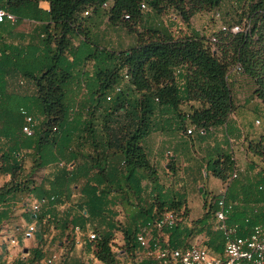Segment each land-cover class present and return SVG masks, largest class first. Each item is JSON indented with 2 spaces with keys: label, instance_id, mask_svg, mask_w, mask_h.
I'll use <instances>...</instances> for the list:
<instances>
[{
  "label": "trees",
  "instance_id": "1",
  "mask_svg": "<svg viewBox=\"0 0 264 264\" xmlns=\"http://www.w3.org/2000/svg\"><path fill=\"white\" fill-rule=\"evenodd\" d=\"M39 1L0 0V5L15 15L45 23L41 30L28 37L22 32L15 33L16 43L0 42V137L6 134L13 138V143L0 152V168L5 172L15 171L20 167V149L29 151L33 146L37 147L44 163L63 160L60 155L75 142L83 159L79 162V177H84L81 189L86 197L79 203V212L71 217L72 227L78 225L83 231V250L93 253L104 264H119L118 253L110 243L111 230L117 228L115 224L118 223L107 221L108 231L99 236L86 218L100 215L104 219L102 213L109 203V191L125 193L126 197L129 192L139 196L143 191L142 181L145 178L154 180L156 169L149 160L143 139L154 130L175 126L178 122L183 133L191 134L194 130L201 136L214 127L224 126L229 150L215 147L216 157H213L214 152L210 153L206 167L215 177L227 181L225 196L232 203L227 222L236 223L239 234L256 223L264 224V184L238 181L236 188L230 191L229 186L236 177L230 179L228 176L236 167L230 142L235 129L228 125V117L233 106L232 66L237 61L242 65V73L254 82L253 92L264 107V0H246L249 29L235 34H224L220 30L223 36L218 37L214 48L206 43L208 37L198 31L175 36L158 16L173 8L184 22H188L194 13L219 7L222 0H111L108 7L103 6L106 0H47L50 4L47 11L38 6ZM144 1L149 7L146 11L140 6ZM85 10L88 13H84ZM98 11H104L111 24L129 22L134 28L139 26L140 30L135 29V43L116 51L92 39L89 31L80 26L84 18ZM125 14L128 17H124ZM7 28L8 24L1 21L0 31ZM79 36L80 41L74 43ZM87 59L92 61L88 74L83 70L79 73V67L78 71L74 70L79 61ZM177 68L179 71L175 72ZM124 69L129 75L128 81L119 92H112L113 85L122 80ZM11 71L33 80L36 93L9 91L6 76ZM109 92L112 96L107 99ZM190 101H199L200 105H191L189 112L182 111L181 104ZM21 107L37 119L31 135L21 130ZM186 120L193 127L192 132L186 131ZM37 124L41 125L39 134L33 138ZM60 140L58 155L56 147ZM85 146L91 151H82ZM248 149L264 157V122L260 140L250 141ZM70 156L75 166L77 151ZM69 165L63 160L65 168L57 169L50 181V191L45 195L53 194L54 202L67 192L73 179L71 174L74 173L67 170ZM261 181L264 182V177ZM156 194L158 206L154 209L156 204L151 203L143 210L136 209L132 216L140 223L133 229L126 226L122 230L124 243L120 256L134 257L138 246L136 232L167 209L175 210L181 219L166 229L162 244L185 245L184 239L192 230L185 209L176 208L178 203L166 193L158 190ZM9 195L10 189L1 185L0 226L8 217L4 204ZM218 196L219 193L209 205L214 216ZM81 203L85 207H81ZM44 214L40 210L32 219L40 223L44 221ZM206 216L205 213L198 219L202 225L206 224ZM64 225L67 226V221ZM87 229H92L96 237L87 238ZM219 232L223 240L218 238ZM205 236V244L213 252L219 249L222 253L224 233L217 228L210 235L205 231ZM216 240L219 243L216 244ZM71 241L75 243L74 239ZM41 254L42 251H38L29 264L41 259Z\"/></svg>",
  "mask_w": 264,
  "mask_h": 264
},
{
  "label": "rangeland",
  "instance_id": "2",
  "mask_svg": "<svg viewBox=\"0 0 264 264\" xmlns=\"http://www.w3.org/2000/svg\"><path fill=\"white\" fill-rule=\"evenodd\" d=\"M247 9L246 0H222L219 7L204 9L194 13L188 22H184L179 13L173 8L168 9L158 16V18L166 22L172 33L177 37L191 34L192 31H198L207 37L212 34L221 37L223 36V33L219 30L221 22L228 23L246 16L248 14ZM143 10L146 11L145 9ZM216 10L220 12L219 17L215 15ZM105 23L101 21L97 24L99 25L101 34H110V42L113 49L120 51L135 43L137 37L136 31L140 30L139 26L134 28L129 22H122L116 24V26L112 25L109 29L106 28L108 30L107 33L104 32ZM2 34L1 41L11 40L7 32ZM206 43L211 47L215 46L208 40ZM232 75L240 77V80H238V83L232 89L233 106L228 117V125L234 126L235 129L231 133L230 142L234 162L239 168V172L236 179L229 186L230 191L236 188L238 181L242 184H249L250 182L264 184L261 181V178L264 177V157L256 155L248 149L250 141L255 143L261 138L264 107L260 99L253 92L254 82L245 76L244 73L233 71ZM20 80L21 77L13 78L9 83V89L15 91L31 90L32 84L28 79H25L23 83H20ZM191 105L199 106L200 102H184L180 107L182 111L189 112L191 111ZM256 118H260L262 123H255ZM184 124L188 127L191 126L188 120ZM178 125L159 128L143 139V146L147 150L149 160L156 169V176L154 180L153 178L152 180L145 178L142 181L143 191L141 194L136 196L129 192L126 197L125 193H117L111 190L107 195L109 203L102 213L104 219L100 215L88 216L86 218L91 222V227L99 236L108 231L107 221L118 223L115 224L117 228L111 230L112 237L110 240L111 248L118 254L123 249L124 239L122 230L126 226L133 229L140 223V220L134 219L132 213L136 209H145L151 203L156 204L154 206L155 209L159 204V201L156 199L158 190L174 199L179 205L176 208H184L186 220L188 223H192L191 233L184 239L185 245L196 242L203 244L207 239L205 231H207L208 235L213 231H217V221L209 205L213 203L215 195L223 191L227 181L215 177L212 171L206 167V162L210 153L214 152L213 157H216V151H213L215 147L229 150V147H226L227 141L224 126L214 127L206 135L201 136L194 130L191 134L183 133L182 127ZM40 127V124L36 125V132L33 138L38 136ZM17 134L23 137V134L19 131H17ZM12 143L13 138L2 134L0 137V152ZM56 148L57 154L60 155L58 144ZM74 151H77L75 166L79 165V147L76 144H70V146L66 147L64 153L60 155V159H63L65 162H72L70 153ZM20 152L22 156L19 160V168L12 172H5V169L0 168V186L5 184V187L10 189V195L4 204L8 210V217L2 221L0 226V264L30 263L29 261L28 263L23 261L22 254L28 251L22 250V243H20L21 246L16 250L17 252L14 253L11 244L3 239L13 233L18 238L23 236L22 230L15 228L17 225L22 227L24 223L23 217L26 212L29 213L31 199L48 193L53 174L57 169L65 168L58 164V159L44 163L38 154L37 147H31L30 151L20 149ZM67 170L74 173L73 175L71 174L73 179L69 183L70 191L68 195L65 194V196H60L61 198L58 197V214L53 219V222L67 221V227H72L71 217L74 215V212H79V193L80 190L82 191L81 187L84 184V177H79V170L75 171L74 168L72 170L71 167L67 168ZM84 197L86 196L83 195ZM60 200L61 202L65 200L63 206H60ZM81 207H85V205ZM205 213L207 214L206 224L202 225L198 219ZM26 219L31 220L32 217L26 215ZM39 228H42V225L37 223V229ZM44 231L50 233L49 228H46ZM218 238L223 240L220 232L218 233ZM40 242H42L43 246H46L45 250L42 251L43 255L41 254L43 259L42 261L41 259L34 260L31 264H44L43 260L49 253L50 248L61 251V257L55 264H82L89 255L88 251L83 249L71 254L72 246L66 245L67 249H62L56 244L52 245L49 243L48 237H42ZM28 243H31V241H28ZM215 243H219L218 240ZM10 251H12L11 257L7 259V256H10ZM2 255H5V258H2ZM119 258L121 259L122 256Z\"/></svg>",
  "mask_w": 264,
  "mask_h": 264
},
{
  "label": "built area",
  "instance_id": "3",
  "mask_svg": "<svg viewBox=\"0 0 264 264\" xmlns=\"http://www.w3.org/2000/svg\"><path fill=\"white\" fill-rule=\"evenodd\" d=\"M111 0L103 2L104 7H108ZM140 6L144 9H149L147 3L141 2ZM84 13H88L85 10ZM217 17L220 16L219 10L215 11ZM124 17H128L125 14ZM9 21L14 23L17 20V16L9 11L6 7L0 5V22ZM250 27V19L246 16L241 20H233L231 22H221L220 29L224 34H235L237 32H246ZM209 42L214 44L218 37L214 34L208 36ZM214 48V46H212ZM177 68L175 72H178ZM232 71L242 73L243 68L239 61L232 66ZM129 75L126 69L123 70V77L120 82L113 85L112 92H119L125 81H128ZM24 80L21 79L20 83ZM112 93L109 92L106 95L107 99H110ZM157 99V98H156ZM23 114V123L21 130L26 135H31L34 132V126L37 123L35 116L28 112L24 107H21ZM255 123L260 124L261 119L256 118ZM192 126H189L186 131L192 132ZM56 129V126H53ZM201 132L204 129H200ZM231 140V139H230ZM59 164H63V161H59ZM239 168L236 166L233 168L230 174V179L238 176ZM227 185V183H226ZM227 186L219 193L217 199V209L215 211V218L217 221V228L220 229L225 235V243L222 253L213 252L205 243H189L187 245L171 246L162 244L163 236L166 235V229L173 227L181 216L177 214L175 210L167 209L156 215L152 221H147L136 232V240L138 246L134 250V257H122L119 264H264V224L256 223L245 230L244 233L239 234V226L234 224H228L227 217L231 211L232 203L226 199L225 191ZM54 196H37L31 199L29 205V211L33 213V217L36 218L37 213L41 210V207L47 203ZM80 236L75 240L80 246L84 243L82 238L83 231L80 226L74 227ZM37 231V221L33 219L26 222L23 227L24 238H33ZM87 238L96 237V233L92 229L85 231ZM7 240L11 244H17L18 241L15 237H7ZM52 245H57L56 241H49ZM123 250H121V253ZM120 254H117L118 256ZM61 257V251L50 248L49 253L44 258V264H55ZM120 257V256H119ZM140 257V259H138ZM147 260L146 262H141ZM82 264H104L93 253H89L88 257L82 262Z\"/></svg>",
  "mask_w": 264,
  "mask_h": 264
},
{
  "label": "crops",
  "instance_id": "4",
  "mask_svg": "<svg viewBox=\"0 0 264 264\" xmlns=\"http://www.w3.org/2000/svg\"><path fill=\"white\" fill-rule=\"evenodd\" d=\"M38 6L41 7L43 10L47 11L49 9L50 4H49V2L47 0H40L38 2ZM101 21L106 22L105 25H104V28H105L104 32L108 33V30H106V28L109 29L110 27H112V25L116 26V24H111L109 22L108 15L104 11H102L101 13H99V11H98V12L92 13L89 17L84 18L80 27H83L84 30L89 31V34L91 35L92 39H94L96 42H98V43L102 42L103 45H106L107 47H111L110 34L109 33L107 35H106V33H102L101 34V30L99 29V25L97 24L98 22H101ZM4 22H6L8 24V28L5 29V30H1L0 31V42H6V43H9V42L16 43V42H18V39L15 36V33L22 32L23 34H26V36H27L28 34H31L34 31L41 30V28L45 24V23H42L40 20H38L36 18L19 17V16H17V20L14 23H11V22L6 21V20ZM4 32L5 33L7 32L9 34V37L11 38L10 41H7V40L1 41L2 36H3L2 33H4ZM106 37H107V39H106ZM80 39H81V36L75 37L74 43H78L80 41ZM25 42H26V40L23 41V43H25ZM80 64H82V65H80ZM91 64H92V61L90 59L79 61V66L78 65L75 66L74 70L78 71L77 69L79 67V73H80L81 70H83V71H85V75H86V74H88L90 72ZM245 76H247V75L245 74ZM18 77H21V79H23V80L28 79V81H30L31 84H32L31 85V90H29V91L10 90L9 89V83L11 82V80L13 78H18ZM231 78H232V84H233L231 86V88L233 89L234 85H236L238 83V80H240V77L232 75ZM6 79H7V88H8L9 91L16 92L18 94H27V95H32V94L36 93V86H35L34 81L31 80L30 78L22 75L18 71H11L6 76ZM61 143L62 142L60 140L58 145H61ZM70 144H75V142H73V143L71 142ZM81 150L82 151H86V150L87 151H91V149H88L87 146H85ZM29 151H30V149H29ZM82 160L83 159L81 158V156H79V162L80 163H81ZM60 161H63V160H60ZM69 163H70V165L68 166V168L71 167L72 170L74 168L75 171H78L79 167H81L79 165L78 166L77 165L73 166L74 165L73 161L69 162ZM59 165L62 166L63 164H59ZM54 174H53V176H54ZM69 186L70 185L68 184L67 192L65 191L63 194H61L60 195L61 197H62V195L65 196V193L67 195L69 194V191H70L69 190ZM50 195L51 194L49 193L48 196H50ZM54 199H50L47 203H45L41 207V212L45 213L44 214L45 215L44 216V221L40 222V225H42V228L37 229V231L35 232V235L33 237L34 239H32V238L27 239V238H24V236H22L21 238H18V236L15 233L11 234L10 236L11 237L13 236V237H15L17 239V241H18L17 244H11L7 240V237L3 239L6 242H9L11 244L12 250H13L14 253H16L17 252L16 250L21 246L20 243L23 244L21 246L22 250L24 249V247H27L28 252H24L22 254L23 261H25L26 263H28V261L38 251H44L45 250L46 246H43L42 242H40L42 237H44V238L48 237V242L51 241V240L52 241H56L57 245L60 246L62 249H65V250L67 249L66 245H68L69 247L72 246V248H71V252L72 253L71 254H73V252L80 251V249H83V245L84 244L82 246H80L78 243H73L71 241V239H74V241H75L80 236V233L75 228L65 226L63 220L59 221V222H53V219L58 214V206H57L58 202H54ZM82 199H83V193L80 190L79 202ZM59 202L61 204L60 206H63V204H65V200L63 202H61V200H60ZM26 215H30V217H33V216H31L32 214L30 212L29 213L26 212L25 216L23 217L24 223L22 224V227L17 225V227L15 229H21L22 232H23V227L26 224V222L33 220V219L27 220L26 219ZM47 217L49 219H47ZM50 223H51V225H50ZM46 228L50 229V233L44 231ZM54 238H57V239H54ZM82 238H84V237L82 236ZM28 241H31V243H28ZM215 253H220V252L219 251H215ZM11 254H12V251H10V253H9L10 256H7V259H9L11 257ZM78 254L80 255V253H78ZM2 258H5V255H2ZM42 259H43V257L41 258V261H42Z\"/></svg>",
  "mask_w": 264,
  "mask_h": 264
},
{
  "label": "water",
  "instance_id": "5",
  "mask_svg": "<svg viewBox=\"0 0 264 264\" xmlns=\"http://www.w3.org/2000/svg\"><path fill=\"white\" fill-rule=\"evenodd\" d=\"M200 189H201V187H200ZM24 251H27L28 249H27V247H24V249H23Z\"/></svg>",
  "mask_w": 264,
  "mask_h": 264
}]
</instances>
